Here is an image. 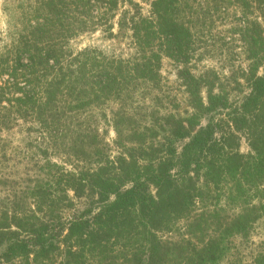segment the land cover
<instances>
[{"label":"trees","instance_id":"16d2710c","mask_svg":"<svg viewBox=\"0 0 264 264\" xmlns=\"http://www.w3.org/2000/svg\"><path fill=\"white\" fill-rule=\"evenodd\" d=\"M139 1L149 3L148 16L135 0H27L9 42L0 30V137L29 124L42 139L46 177L29 180L34 185L0 209V264H222L231 258V239H248L264 219L261 24L248 22L245 30L250 92L240 104L215 92L217 78L183 70L185 116L167 114L147 126L128 110L144 85H160L163 57L190 61L195 23L210 14L209 3L218 12L237 5L249 18L256 6L264 10V0ZM125 5L131 11L118 27L130 33L134 58L71 48L84 34L111 30ZM114 103L120 109L112 120L102 117L119 139L128 138L111 158L98 112ZM240 138L248 155L240 153ZM49 152L72 161L71 169ZM71 195L86 201L84 210L75 211ZM228 208L236 214L223 216ZM182 222L179 241L160 238ZM252 264H264V247Z\"/></svg>","mask_w":264,"mask_h":264},{"label":"rangeland","instance_id":"374dc122","mask_svg":"<svg viewBox=\"0 0 264 264\" xmlns=\"http://www.w3.org/2000/svg\"><path fill=\"white\" fill-rule=\"evenodd\" d=\"M27 3V0H0V30L3 39L9 42L15 35L16 26L20 19V8ZM205 3V2H203ZM135 4L141 6L143 16H148L150 12L149 3L135 0ZM210 14H206V19H200L195 23L190 61L186 64H178L168 58L161 62V83L157 89L150 85H144L131 102L130 113H136L138 120L146 125L153 118H162L167 114L185 116L190 108L188 105V95L183 81L179 78V72L186 70L193 76L200 78L210 76L217 78L216 93L224 90L228 93L231 103L240 104L249 94V87L245 76L250 71L251 62L248 59V46L245 39V30L249 26L248 22L257 21L264 31V10H253L252 15L245 17L243 10L239 6L223 8L220 12L215 11L214 3H209ZM124 11H131L128 5L121 6L116 13V18L111 22V30L98 28L95 32H90L75 39L71 48L75 51L85 49L97 50L109 58L120 60H130L135 57L136 50L132 46L130 33H120L118 23L122 19ZM264 74V65L259 70V75ZM206 89L202 91V96L206 98ZM134 103V104H133ZM117 104H109L102 113L98 112V122L100 135L107 147V152L111 158H115L120 153V144H127L128 135L119 139L112 126L103 119L105 114L108 120H112L113 114L119 110ZM136 109V111H135ZM211 116H206L202 120V126L206 127L211 121ZM215 120L223 118L222 115L214 116ZM145 120V121H144ZM30 125L19 122L10 131L2 132L0 139V209L9 201H13L14 196L27 187H32L30 183L36 180L37 176L43 179L44 172H40L44 163L41 162V153L37 149L42 148V139L39 134L30 130ZM220 138V134L217 135ZM240 153L248 155L250 148L244 138H240ZM184 143L177 144L179 152ZM51 153V152H49ZM52 162L57 164L66 163V167L71 169L73 162L65 161L58 153L50 155ZM40 161V165L36 163ZM30 180V181H29ZM75 211L81 212L85 208V200L74 198ZM16 199L17 202L21 200ZM234 211L228 208L223 212V216H231ZM70 213L67 214V217ZM66 218V215H65ZM177 232L173 234H162L160 238L164 242H177L186 231V223H180ZM231 258L222 264H252L256 256L264 247V219L259 221L248 239L233 238Z\"/></svg>","mask_w":264,"mask_h":264}]
</instances>
